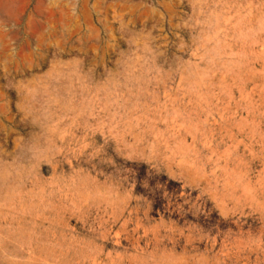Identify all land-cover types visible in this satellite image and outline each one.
I'll list each match as a JSON object with an SVG mask.
<instances>
[{"label": "rangeland", "instance_id": "obj_1", "mask_svg": "<svg viewBox=\"0 0 264 264\" xmlns=\"http://www.w3.org/2000/svg\"><path fill=\"white\" fill-rule=\"evenodd\" d=\"M0 264H264V0H0Z\"/></svg>", "mask_w": 264, "mask_h": 264}]
</instances>
